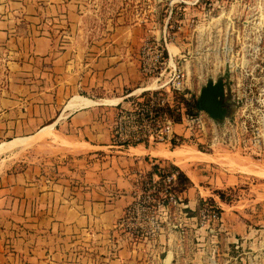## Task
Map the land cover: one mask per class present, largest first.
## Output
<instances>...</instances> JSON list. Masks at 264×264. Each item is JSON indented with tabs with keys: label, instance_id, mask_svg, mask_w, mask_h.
<instances>
[{
	"label": "crops",
	"instance_id": "1",
	"mask_svg": "<svg viewBox=\"0 0 264 264\" xmlns=\"http://www.w3.org/2000/svg\"><path fill=\"white\" fill-rule=\"evenodd\" d=\"M74 7L65 0H0V144L32 138L53 126L52 136L25 148L23 165L0 166V237L12 234L6 238L12 242L7 254L0 240V264H121L128 249L112 250L113 223L131 201L136 174H148L157 162L170 161L190 180L181 194L188 210L211 196L221 210L222 229L243 233L240 209L221 201L210 187L234 188L253 174L210 162L215 152L194 157L187 151L180 161L178 152L164 150H170L164 144L123 149L111 144L115 105H125V93L138 92L142 85L138 44L110 40L94 49L97 53L63 42L56 47L54 21L66 16L73 39ZM47 140L66 148L51 153L52 158L45 151L44 157L32 156L34 147ZM160 151L168 156L152 155ZM228 153L238 164L255 167V160ZM202 159L208 161H193ZM15 224L25 228L17 231ZM247 264H264V258Z\"/></svg>",
	"mask_w": 264,
	"mask_h": 264
},
{
	"label": "rangeland",
	"instance_id": "2",
	"mask_svg": "<svg viewBox=\"0 0 264 264\" xmlns=\"http://www.w3.org/2000/svg\"><path fill=\"white\" fill-rule=\"evenodd\" d=\"M65 1L69 5H76L73 9H77V16L73 17L77 20V30L74 29L71 39L70 20L64 15L59 17V21H54L56 26L51 30L52 34H56V39L58 38L54 44L56 47L62 46V42L67 46L73 44L75 48L78 46L79 51L90 48L95 53L97 50L94 49L101 48L108 41L115 40L117 43L118 39L122 38L135 41L139 51L145 40L160 36L169 5H173L176 12L172 14L174 24L168 27L172 40V43H168V49L185 72L184 88L181 92H175V103L181 101L183 94L187 93L190 97L189 106L194 108L199 90L206 80L216 79L224 74L231 79L230 84H233V76L246 70L252 73L258 87L264 83V0ZM70 17L72 18L71 15ZM62 30L64 32H61ZM146 86L153 87L155 83L144 84L142 87ZM97 94L94 92V95ZM230 108L231 113L226 121L233 116L231 105ZM197 113L201 115L203 124L195 126V132L201 129V135L186 133V136H182L184 127L180 126L177 130L182 135L180 140L176 141L177 144L169 146L170 150L164 149L163 145L159 149L178 152L180 161L186 159V156L179 153L181 150L185 153L191 152L194 157L215 152L216 154L210 155V162L226 164L253 174L247 175L248 178L234 188L210 187L212 194L218 196L216 191L220 193L222 197H218L221 201L236 206L235 209H240L241 214H246H240L239 217L241 224L245 225L243 233L239 231L234 235L232 230L222 229L221 210L216 207L211 196L207 195L206 199L199 198L196 208L188 210L181 194L191 185L181 191L184 179L177 174L171 188L184 205L181 211L175 207L155 210L152 213L153 218H146L141 213L125 216L124 209L123 214L114 221L109 236L111 248L115 250L121 245L128 249L121 264H247L248 261L258 263L264 258V159L255 160L254 164H251L255 167L238 164L234 161L236 157L231 156L229 151H217L203 144L218 127V123L210 119L205 112ZM52 135L53 132L47 137ZM57 135L61 137L59 133ZM200 137L201 140L198 139ZM45 143L41 147L33 146L38 153L34 150L32 156L42 154L44 157L45 151L47 157L52 158L51 153L63 152L66 148L51 140ZM25 151L23 148L14 153L0 155V166L23 165V156L28 155ZM162 161L163 159L160 162ZM173 161L175 163V160ZM249 163L251 162L245 161L244 164ZM171 165L174 164L169 161V164L161 166L169 171L174 169ZM212 166L220 167L218 164L208 168ZM133 182L135 183V179ZM132 199L131 197V201ZM237 201L241 203L237 205ZM213 210L219 212L218 221L209 215ZM231 210L234 211V208ZM121 217H124L123 220L118 222ZM15 226L17 231L25 228L21 224ZM6 229L9 230L7 227ZM248 229L252 234L246 233ZM11 235L4 233V237H0L8 246L2 250L6 254L8 252L5 249H12V242L6 241V238L11 239ZM236 243H242V246L235 247Z\"/></svg>",
	"mask_w": 264,
	"mask_h": 264
},
{
	"label": "built area",
	"instance_id": "3",
	"mask_svg": "<svg viewBox=\"0 0 264 264\" xmlns=\"http://www.w3.org/2000/svg\"><path fill=\"white\" fill-rule=\"evenodd\" d=\"M164 29L160 36L147 39L138 51V69L142 75V85L138 92H127L124 97L126 104L115 105L110 140L114 147L120 149L135 145L152 146L164 144L176 145L182 135L176 126H183L186 133L199 136L203 133L195 126H201L203 120L197 112H204L189 106L190 97L183 94L178 103L174 101L175 92L184 88V70L168 49L172 43L168 27H172V14L176 12L169 5ZM226 75V74H224ZM228 91L225 88L226 106L232 107V118L228 116L218 122L212 135L204 141L209 148L223 149L231 153L247 156L252 160L264 159V83L260 87L253 80L252 73L244 70L231 79ZM155 83V86L142 87L144 84ZM195 109V110H194ZM177 117V119H176ZM210 118V117H209ZM211 119V118H210ZM199 140L202 137L198 138ZM156 171L148 174L137 173L132 191V201L125 209L127 214L141 213L146 218H153V211L168 210L172 207L179 211L184 208L180 197L174 193L173 185L177 169L166 170L158 162ZM151 165V167H152ZM213 220L218 221V211L209 213ZM124 218V217H123ZM121 217L118 222L123 220Z\"/></svg>",
	"mask_w": 264,
	"mask_h": 264
},
{
	"label": "water",
	"instance_id": "4",
	"mask_svg": "<svg viewBox=\"0 0 264 264\" xmlns=\"http://www.w3.org/2000/svg\"><path fill=\"white\" fill-rule=\"evenodd\" d=\"M225 88L228 91L229 83L227 76L223 75L216 79L209 78L200 88L198 94V103L202 111H204L212 120L222 122L230 113V109L226 106Z\"/></svg>",
	"mask_w": 264,
	"mask_h": 264
},
{
	"label": "bare ground",
	"instance_id": "5",
	"mask_svg": "<svg viewBox=\"0 0 264 264\" xmlns=\"http://www.w3.org/2000/svg\"><path fill=\"white\" fill-rule=\"evenodd\" d=\"M51 132H53V126H49V127L45 128L39 134H37L36 136H33L32 138H25V139L20 138V139H15L11 142L0 144V155L6 154V153H14L20 149H23L26 147L28 148V146H31L35 142H39L40 140L47 137ZM179 153H185V151L181 150V151H179ZM152 155L153 156H159V157H167L168 156V154L161 153V151L160 152H153ZM170 155H172V154H170Z\"/></svg>",
	"mask_w": 264,
	"mask_h": 264
},
{
	"label": "trees",
	"instance_id": "6",
	"mask_svg": "<svg viewBox=\"0 0 264 264\" xmlns=\"http://www.w3.org/2000/svg\"><path fill=\"white\" fill-rule=\"evenodd\" d=\"M194 106L197 108V109H200L199 107V103H198V98L196 99V101L194 102ZM177 119V117H176ZM152 171H156L157 169V166L156 165H152ZM171 168H174V169H177L178 170V176H180V178L183 180L184 179V182L182 184V190L183 191L188 185H190V180L188 179V177L182 172L180 171V169L178 167H176L175 165H171ZM184 187V188H183ZM218 196L221 198L222 196L220 195V193L218 191H216ZM220 210V209H219Z\"/></svg>",
	"mask_w": 264,
	"mask_h": 264
}]
</instances>
